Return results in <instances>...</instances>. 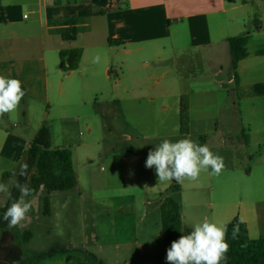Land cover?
Here are the masks:
<instances>
[{"label": "crops", "instance_id": "1", "mask_svg": "<svg viewBox=\"0 0 264 264\" xmlns=\"http://www.w3.org/2000/svg\"><path fill=\"white\" fill-rule=\"evenodd\" d=\"M51 2L0 0V75L16 78L22 82L26 91L21 101L22 116L26 118L29 115V110H26L30 109L32 103L47 105L46 117H50L51 111L55 108L57 111L52 116L54 117L52 128L57 123L61 125L60 129L63 133L70 135L73 127L66 126L67 122L80 120L79 117L68 116L71 107L88 106L98 115L99 106L104 103L147 101L150 104L149 111L153 110L159 117L155 125L151 127L153 136L145 137L154 145H158L164 139L177 141L182 138H191L201 145L207 144L214 152V144L209 143V135L214 137V135L226 134L229 137V146L224 150L230 151L223 156L226 162H230V158L235 155L238 147L246 148L250 145L252 132L250 128L254 123L252 118H264V100L261 103L263 109L260 107L257 109L250 103L246 104L247 109L244 112L241 104L237 102L238 95L236 97L232 95L225 102H215L218 108L215 113L214 111L210 113L211 116L201 115L197 119L198 116L193 112L195 104L193 98L197 96L198 101L210 102L211 94L218 92L221 86L224 88L234 83L238 87L242 85L239 74L242 72V65L251 57L249 38L253 34L249 26L252 10L259 9L261 3L264 4V0H120L103 14H97L101 11L99 8L91 10L93 14L85 18L87 21L83 22L82 28H89L88 32L95 35L90 37L86 46L79 47L76 46L78 38L75 41H64L56 32L58 29H69V25L61 26V24L65 20L78 17L79 12L75 15L72 13L73 16L67 18L65 14L58 13L59 7L52 6ZM91 20H95L94 28H92ZM257 22L260 26L256 28L255 33L259 36L264 32V24L261 18L257 19ZM99 34L101 38L98 37ZM241 36L248 37L247 57L238 65L237 78L232 75L226 80L223 76L225 60L227 64L225 53H228L232 62L229 40ZM187 37L189 43L184 41ZM166 41H168V47L164 45ZM65 43H68V46H65ZM100 43H104L107 47L104 48ZM71 49L82 50L81 60L76 70L63 72L59 54L62 50ZM98 49H103L101 54ZM191 49L203 50L207 54L214 55V68L217 69L214 74L208 72L199 79L182 77L179 72V62ZM144 51L152 52L157 57L156 66L141 77L131 76L130 81H126L124 77L126 70L138 75L134 70L135 64L124 62L120 67L122 77L114 82L111 94L107 98V92L104 84L99 80V75L101 69L105 67L106 79L110 80L108 75L111 54L113 52L124 54L126 60H130ZM89 52L92 53L89 54ZM166 52L170 55L168 59L161 57ZM220 53L222 55H219ZM262 53H256L255 57L259 58ZM97 55L100 61L93 63V58ZM169 61L171 65L161 66ZM160 71L161 79L155 80V75ZM172 73H175V77L171 78ZM245 86L242 85V87ZM231 90L235 94L236 90ZM182 97H187L189 101V121L185 128L181 125ZM253 98L264 99V96ZM249 100L251 99L247 98L242 102H249ZM170 102L171 106L168 105ZM103 114L106 112L104 111ZM9 116L7 114L0 117V165L7 164L9 161L18 162L28 144L43 127L49 128L51 132L53 148H69L68 145L66 147L62 144L58 146L53 144V131L50 124L46 122V118L31 135L29 125H24L19 131H10ZM170 116L173 127L169 126ZM209 118L215 119L211 122L213 125H209ZM87 129L92 130L90 124H87ZM257 131L264 132V125ZM240 133L243 134V138L236 143L234 137ZM223 143L222 141V145ZM150 146L152 145H148L147 152L133 151L121 155V159L128 162V166L131 170L134 168L135 172V161L143 157L146 164L147 155L153 150ZM240 165L239 160L238 165L224 169L220 174L223 179L218 178V180L228 182L227 187H229L237 177L233 175L238 174L243 176L238 177L242 184L245 183L249 174L246 170L240 174ZM146 171L150 176L152 170L147 168ZM6 173L8 172L4 175ZM179 186L180 191L176 192L177 195L186 190L192 192L189 202L194 211L198 212V209L203 208L205 204L210 207L211 215H203L199 221L208 218L218 223H230L238 219L247 225L251 239H258L264 235V197L240 199L238 205L227 203L219 206L212 201V196L208 200L201 198L207 191L204 190L202 193L203 187L213 190L214 193L218 192L209 182L184 181ZM217 186L219 187L218 184ZM225 192L227 195L231 193L229 189ZM163 199H160L159 208ZM178 204L184 224L183 209L186 204L183 201H179ZM13 253H15L14 256H19L17 249H14ZM6 255L3 254V256Z\"/></svg>", "mask_w": 264, "mask_h": 264}, {"label": "rangeland", "instance_id": "2", "mask_svg": "<svg viewBox=\"0 0 264 264\" xmlns=\"http://www.w3.org/2000/svg\"><path fill=\"white\" fill-rule=\"evenodd\" d=\"M51 4L58 6V13L65 14L67 18L82 9L91 11L96 8L91 4V0H54ZM251 18L249 26L253 34L249 38L251 57L242 65V72L239 74L242 85L246 86L238 87L236 83L224 88L221 86L218 92L211 94L209 98L211 101L205 103L198 101L197 96H194L193 112L198 116L197 119L201 115L211 116L210 113L213 111L215 113L218 108L215 102H225L232 95L235 97L238 95L237 102L241 104L244 112L247 109L246 104L250 103L257 109L259 107L263 109L261 103L264 99L253 98L255 95L252 93L253 84L264 83V53H262L264 52V32L259 36L255 33L256 28L260 26L257 19L261 18L264 24L263 3L259 9L252 10ZM91 21L94 28L95 20ZM89 30L84 27L83 34L77 37L76 46H86L90 37L95 35L90 34ZM98 37L101 38V34ZM184 41L189 43L188 37L184 38ZM167 42H164L166 47H168ZM101 45L104 48L107 47L104 43ZM65 46H68V43H65ZM101 50L103 49H98V52L100 53ZM256 53L262 54L256 58ZM225 55H227V64L225 60L223 76L228 80L229 76H235L238 72L234 71L228 53ZM161 57L168 59L170 55L166 52ZM213 58V54L191 49L180 59L179 72L184 78L196 79L208 72L214 74L217 69L214 68ZM156 61L157 57L152 52H141L130 60H126L124 54L113 52L109 59L110 74H107L110 80L106 79L105 67L101 69L99 75V80L104 84L107 92L106 97L109 98L114 82L122 77L121 64L124 62L135 64L134 70L137 71L138 76L130 73L129 70H126L124 76L126 81H130L131 76L141 77L149 72L156 66ZM166 65H171V62H164L161 66ZM170 76L175 77V73ZM161 77L160 71L154 79H161ZM231 89L238 92L233 94ZM247 98L251 100L242 102ZM171 104V102L168 103L169 106ZM149 106L147 101L104 103L99 106L98 115L88 106L71 107L68 116H76L80 120L67 122L66 126L73 127L70 135L63 133L60 129L61 125L57 123L52 128V120H54L52 116L57 109L54 108L50 117H46L47 105L32 103L30 109L26 110H29V115L25 118L20 112L22 107L20 103L17 111L9 114L10 131H19L24 125H29L31 135L46 118V122L50 124L53 131V144L55 146L62 144L66 147L68 145V149L72 151L77 186L68 192L51 193L48 196L49 214H46L43 193L26 198L32 201L33 208L23 225L11 229L0 226V264H21L20 260H13L15 254L13 251L16 248L21 250L22 259L44 255L45 257L36 264H168L166 260L168 249L164 247L162 238L160 199L170 196L177 202H185L183 235L191 232L190 226L199 222L200 217L206 214L211 215V209L205 204L203 208L198 209V212L194 211L189 202L192 192L186 190L181 193L182 195H177L176 192L169 191L171 186L182 185V183L175 181L158 183L154 167L151 168V175L147 174L143 157L135 161V172L134 168L131 170L128 166V162L121 159V155L133 151L147 152L148 145H152L150 147L155 149L157 144L154 145L150 142L151 140L145 138L153 136L151 127L155 125L156 119H159L156 112L149 111ZM104 111L106 114H103ZM214 120L209 118V125H213L211 122ZM252 120L254 123L250 128L252 130L250 145L246 148L238 147L235 155L230 158V162L224 160V169L238 165L240 160L241 172L239 173L243 174L246 170L249 174L243 183L245 185L238 178L242 175H233L237 177L234 183L227 187L228 182L218 180V178L223 179V176L202 173L199 182H209L218 191L214 193L213 190L203 187L202 193L207 190L201 197L203 200H208L212 196V201L220 206L227 203L238 205L240 199L264 197V132L257 131L259 128L262 129L264 118H252ZM171 121L170 116L169 126L173 127ZM87 124L91 125V131L87 129ZM242 138L243 134L240 133L234 137V141L238 143ZM222 141L225 146L222 145ZM209 143L214 144V153L222 157L230 152L224 150L229 146V137L226 134H218L214 137L209 135ZM25 150L18 162L9 161L7 164L0 165V182H8L13 178V174L17 173ZM5 172L10 173L9 178H5ZM228 189L231 196L225 192ZM243 191H245L244 194ZM222 192L225 194H221ZM7 202L5 197L0 195V224L1 212ZM28 231L31 234L30 238L26 235ZM3 254L8 257L6 258Z\"/></svg>", "mask_w": 264, "mask_h": 264}, {"label": "trees", "instance_id": "3", "mask_svg": "<svg viewBox=\"0 0 264 264\" xmlns=\"http://www.w3.org/2000/svg\"><path fill=\"white\" fill-rule=\"evenodd\" d=\"M120 0H92V5L99 8L97 14H103L110 10L115 3ZM93 13L88 9L79 11L78 17L65 20L61 26L69 25L68 30L58 29L57 34L64 41H75L84 29L82 24L86 17ZM247 36L235 37L229 40L230 53L232 55V66L234 71H237L239 63L247 57ZM61 68L63 72L76 70L82 57L81 49L62 50L60 52ZM237 78V74L235 75ZM252 93L255 96H264V84H256L252 87ZM189 101L188 98H181V125L185 128L189 121ZM21 163L29 165V178L24 177L17 179L21 183H28V186L33 190L29 197H35L39 194H44L46 204V214H49V199L48 196L54 192H68L77 186V176L74 167L73 154L68 148H53L51 142V132L49 128L43 127L38 132L37 136L30 142L25 150ZM20 166V165H19ZM19 172V168L17 174ZM5 178L10 177V173H6ZM169 191H180L179 185H173ZM13 198L19 196V192L12 190ZM11 203L8 200L6 206L2 210V217ZM161 226L163 245L166 249L171 247L174 240H178L183 235V223L181 208L178 202L172 197L166 196L160 204ZM239 223L238 238H232L233 226ZM0 226L8 228L7 222L1 218ZM228 234L227 241L230 245L227 253L226 264H264V235L258 239H251L249 236L247 225L238 219L227 223ZM27 238L31 234L26 233ZM19 256H14L13 260H20L21 264H36L43 259L44 255H36L32 258L22 259V253L19 248H16ZM15 260V261H16Z\"/></svg>", "mask_w": 264, "mask_h": 264}, {"label": "clouds", "instance_id": "4", "mask_svg": "<svg viewBox=\"0 0 264 264\" xmlns=\"http://www.w3.org/2000/svg\"><path fill=\"white\" fill-rule=\"evenodd\" d=\"M99 61V55L93 58V63ZM25 95L26 91L19 79L0 75V117L16 112ZM145 166L155 168L158 183H182L196 182L202 173L219 176L225 168V162L207 144L201 145L191 138H182L177 141L164 139L156 145L154 150L149 151ZM28 169L27 163H21L18 174L14 173L8 182H0V195L6 201H11L2 217L9 229L22 226L33 208L32 201L26 199L33 190L27 182L21 183L15 178L18 175L27 180L30 175ZM13 189L19 192L16 198H13ZM190 228L189 234L174 240L167 250L168 264H226L230 248L227 223L204 218ZM239 231L238 223L232 229L233 239L238 238Z\"/></svg>", "mask_w": 264, "mask_h": 264}, {"label": "built area", "instance_id": "5", "mask_svg": "<svg viewBox=\"0 0 264 264\" xmlns=\"http://www.w3.org/2000/svg\"><path fill=\"white\" fill-rule=\"evenodd\" d=\"M43 1H45V2H50V1H53V0H43Z\"/></svg>", "mask_w": 264, "mask_h": 264}]
</instances>
